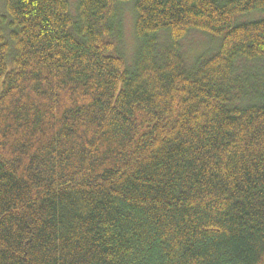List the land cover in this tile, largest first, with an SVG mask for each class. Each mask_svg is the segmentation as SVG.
<instances>
[{
  "label": "trees",
  "instance_id": "1",
  "mask_svg": "<svg viewBox=\"0 0 264 264\" xmlns=\"http://www.w3.org/2000/svg\"><path fill=\"white\" fill-rule=\"evenodd\" d=\"M0 264H264V0H2Z\"/></svg>",
  "mask_w": 264,
  "mask_h": 264
},
{
  "label": "rangeland",
  "instance_id": "2",
  "mask_svg": "<svg viewBox=\"0 0 264 264\" xmlns=\"http://www.w3.org/2000/svg\"><path fill=\"white\" fill-rule=\"evenodd\" d=\"M2 5V0H0V8ZM124 22V43L120 45L121 50L125 52L129 57L133 56L136 52L137 43L135 41L133 32V14L131 10L126 8L125 15L123 18ZM165 40V39H163ZM213 42V41H212ZM211 40L202 34H192L187 41L182 45L181 52L187 62L190 63L195 57H198L209 50L214 48L215 42L212 43ZM216 47V46H215Z\"/></svg>",
  "mask_w": 264,
  "mask_h": 264
}]
</instances>
